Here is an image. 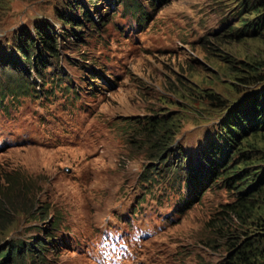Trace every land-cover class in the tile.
<instances>
[{
    "label": "rangeland",
    "instance_id": "rangeland-1",
    "mask_svg": "<svg viewBox=\"0 0 264 264\" xmlns=\"http://www.w3.org/2000/svg\"><path fill=\"white\" fill-rule=\"evenodd\" d=\"M122 1L130 3L104 2V21L96 17V28L81 29L82 41L62 44L45 84L32 72L34 90L3 98L15 76L0 71V211L8 202L10 217L0 246L34 241L37 198L49 217L41 227L62 220L51 239L37 236L48 247L42 264H96L99 232L118 218L153 233L135 249L133 264H226L230 242L241 247L264 232L231 212L237 197L222 185L207 187L186 210L172 174L146 182L145 171L161 169L169 156L151 161L134 124L173 117L171 149L196 157L214 139L225 107L264 88V44L223 35L238 21V0H140L148 15L142 26ZM68 4L73 0H0V56L10 40L18 44L21 30L34 35L49 22L63 33L56 15ZM229 60L237 63L232 69ZM241 61L261 63L259 83L236 80L248 77ZM16 175L21 184L12 183ZM20 193L24 208L13 201Z\"/></svg>",
    "mask_w": 264,
    "mask_h": 264
},
{
    "label": "trees",
    "instance_id": "trees-1",
    "mask_svg": "<svg viewBox=\"0 0 264 264\" xmlns=\"http://www.w3.org/2000/svg\"><path fill=\"white\" fill-rule=\"evenodd\" d=\"M112 1L116 2V0H73V4L66 6V11L57 12L56 15L62 25L63 33H58L49 22L39 24L35 28L34 35L27 29L21 30L17 38L18 44L16 40H10L6 47L8 54L0 56V71L11 72L15 76L9 78L5 88L6 93H2V97L34 90L32 72L36 74L35 77L40 76L45 84L43 73L52 67V60L58 59L62 44L66 43V40L82 41L85 32L81 29L86 23L96 28L100 22L99 18L104 21L102 6L104 2L109 5ZM128 1L130 3L122 1L123 10L136 17L138 24L142 26L148 19L146 6L140 0ZM168 1L146 0L147 4L154 6L166 4ZM238 2L240 7L238 21L229 25L223 35L229 36L233 42L254 39L264 44V0H238ZM13 43L16 45H12ZM240 63L244 69L249 68L248 77L236 78V80L242 82L258 78L259 83L261 63L249 64L244 61ZM234 64L237 63L229 60L230 69L235 67ZM0 90L3 89L0 87ZM225 110L224 120L214 133V139L208 141L206 149L198 152L196 157L185 155L181 151L175 154L171 149L176 144L178 130L177 122L173 117L161 115L160 118H149L146 124L135 122L134 126L139 127V136L144 139L143 145L151 152V161H159L166 155L169 156L161 164V169H148L143 177L149 182L152 176H159L161 172L165 177L172 174L168 181L180 186L182 194L179 207L186 210L201 200L202 192L207 187L222 185L237 197L235 205L231 206L233 208L231 212L242 221V224H251L252 232L262 234L264 232V88L247 94L243 99L233 102L231 106L227 105ZM11 181L14 184H21L22 179L16 175ZM19 196L21 200L13 199L14 203L21 208L26 207L28 202H23V193ZM8 199L13 204L9 196ZM36 201L37 206L41 205V208L38 214L34 215V220L41 222V225H34L36 232L34 241L26 243L12 240L0 246V264L44 262V253L47 252L48 247L45 246V241L37 236L41 237L45 234L51 239L62 226V220L58 218L51 223V227H41L49 221V217L47 207L41 200L36 198ZM0 219V227H5L6 230L10 221L8 202H5L4 211H0ZM118 220L124 222L123 218ZM117 224L106 223V228L99 232L101 241L98 243V254L109 250L110 233ZM245 231L249 236H253V233L249 234L248 230ZM5 246H8L6 250L3 249ZM227 246L234 253L230 254L226 264H264V239L247 242L241 247H238L236 242H230ZM56 249L58 251V248Z\"/></svg>",
    "mask_w": 264,
    "mask_h": 264
},
{
    "label": "clouds",
    "instance_id": "clouds-1",
    "mask_svg": "<svg viewBox=\"0 0 264 264\" xmlns=\"http://www.w3.org/2000/svg\"><path fill=\"white\" fill-rule=\"evenodd\" d=\"M152 235L153 233L149 229L140 225H133L128 220H124L123 223L115 225L110 233L111 245L109 250L98 254V257L95 258V263L133 264L135 249L139 248L142 242L146 239L148 240V237Z\"/></svg>",
    "mask_w": 264,
    "mask_h": 264
},
{
    "label": "bare ground",
    "instance_id": "bare-ground-1",
    "mask_svg": "<svg viewBox=\"0 0 264 264\" xmlns=\"http://www.w3.org/2000/svg\"><path fill=\"white\" fill-rule=\"evenodd\" d=\"M58 15V14H57ZM184 152V151H183ZM44 228V227H43Z\"/></svg>",
    "mask_w": 264,
    "mask_h": 264
}]
</instances>
